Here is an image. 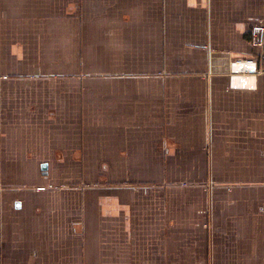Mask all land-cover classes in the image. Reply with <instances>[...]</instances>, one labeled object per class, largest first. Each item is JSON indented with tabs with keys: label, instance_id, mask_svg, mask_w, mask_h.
Instances as JSON below:
<instances>
[{
	"label": "crops",
	"instance_id": "0c3cea01",
	"mask_svg": "<svg viewBox=\"0 0 264 264\" xmlns=\"http://www.w3.org/2000/svg\"><path fill=\"white\" fill-rule=\"evenodd\" d=\"M260 19L0 0V264H264V59L229 79Z\"/></svg>",
	"mask_w": 264,
	"mask_h": 264
},
{
	"label": "built area",
	"instance_id": "2783aa9c",
	"mask_svg": "<svg viewBox=\"0 0 264 264\" xmlns=\"http://www.w3.org/2000/svg\"><path fill=\"white\" fill-rule=\"evenodd\" d=\"M249 43L258 48V56L237 57L230 64V87H244L255 84L258 62L264 59V20L252 23L250 27ZM255 73V74H252ZM52 188L53 185H49Z\"/></svg>",
	"mask_w": 264,
	"mask_h": 264
}]
</instances>
